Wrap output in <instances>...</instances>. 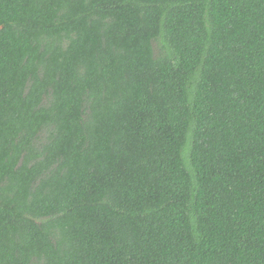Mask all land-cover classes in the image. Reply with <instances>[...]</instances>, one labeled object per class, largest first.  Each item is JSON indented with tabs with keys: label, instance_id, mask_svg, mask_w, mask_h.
I'll use <instances>...</instances> for the list:
<instances>
[{
	"label": "trees",
	"instance_id": "obj_1",
	"mask_svg": "<svg viewBox=\"0 0 264 264\" xmlns=\"http://www.w3.org/2000/svg\"><path fill=\"white\" fill-rule=\"evenodd\" d=\"M0 264H264V0H0Z\"/></svg>",
	"mask_w": 264,
	"mask_h": 264
}]
</instances>
